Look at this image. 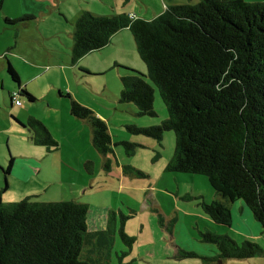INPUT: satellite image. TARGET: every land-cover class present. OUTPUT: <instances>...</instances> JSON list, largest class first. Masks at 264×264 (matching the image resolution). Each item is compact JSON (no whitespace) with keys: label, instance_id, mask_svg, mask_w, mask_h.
Returning a JSON list of instances; mask_svg holds the SVG:
<instances>
[{"label":"rangeland","instance_id":"rangeland-1","mask_svg":"<svg viewBox=\"0 0 264 264\" xmlns=\"http://www.w3.org/2000/svg\"><path fill=\"white\" fill-rule=\"evenodd\" d=\"M198 2L183 0L181 3L196 5ZM161 3L165 5L164 1ZM161 3L159 0H5L0 11V53L8 51L9 46L13 47L12 52L29 50L42 63L53 57L61 68L56 66L48 77L38 81L37 88L43 92L38 102L30 104L21 98L32 105L31 111L26 112L12 108L11 93L19 88L7 71L8 61L6 67H1L0 59L2 201L16 204L33 197L36 202L58 203L77 199L76 202L88 205L90 231L95 235H91L88 250L102 263L264 264V228L254 221L243 201L233 205L235 227L217 225L203 208L205 202L213 203L219 197L208 178L167 171L176 151L173 131L166 132L159 141L127 129L128 125L159 126L169 118L158 88L148 77V67L140 57L133 33L129 29L124 31L131 38H122L121 50L112 46L73 62L76 22L84 12L107 17L128 14L152 21L157 18L155 13ZM24 9L27 14L23 13ZM18 13L22 16L14 19ZM26 16H34L35 20L12 25L6 22V19L16 21ZM127 69L142 73L154 87L157 117L140 116L135 104L120 103L122 75L131 74ZM68 94L87 101L90 106H85L107 122L113 153L100 154L93 147L92 138L80 136L78 128L70 129L62 122L56 105L68 102L71 106ZM47 100L55 106H49ZM31 117L46 124L60 145L58 149L37 145L28 129L18 123H27ZM122 142L137 144L135 155L128 156ZM12 158L15 165L7 175L4 170ZM242 206L247 215L241 212ZM112 213L116 219L111 221L106 234ZM122 230L136 240L132 248L123 240ZM208 231L229 235L240 243L245 241L242 231L248 233L260 246V252L250 260H218V247L203 241L202 234ZM184 253H194L197 257L182 258Z\"/></svg>","mask_w":264,"mask_h":264},{"label":"trees","instance_id":"trees-1","mask_svg":"<svg viewBox=\"0 0 264 264\" xmlns=\"http://www.w3.org/2000/svg\"><path fill=\"white\" fill-rule=\"evenodd\" d=\"M32 20L34 16L6 22ZM124 29L133 33L148 77L169 115L159 126L128 125L127 129L159 141L166 132L175 133L176 151L167 171L208 178L219 197L213 203L205 202L203 208L215 224L232 228L233 205L243 201L254 221L264 228V3L200 0L196 5L169 6L152 21L127 14L96 16L87 11L76 22L73 62L103 50ZM127 70L131 74L122 75L120 103L135 104L140 116L157 117L154 87L142 73ZM7 71L19 88L11 93L12 107L23 106L21 98L35 103L37 99L22 88L9 60ZM66 96L71 114L90 125L95 150L104 156L113 153L107 122L71 95ZM18 123L28 129L37 145L49 150L60 147L42 121L30 118ZM122 145L128 156L135 155L137 144ZM14 165L12 158L4 172L10 175ZM1 195L0 264H108L89 253L90 238L95 235L90 231L88 205L76 201L41 203L33 197L4 204ZM112 214L106 234L116 219ZM121 234L132 248L136 240L124 230ZM202 238L218 247V260H250L260 252V246L248 238L240 243L211 231ZM181 257L197 256L184 253Z\"/></svg>","mask_w":264,"mask_h":264},{"label":"crops","instance_id":"crops-1","mask_svg":"<svg viewBox=\"0 0 264 264\" xmlns=\"http://www.w3.org/2000/svg\"><path fill=\"white\" fill-rule=\"evenodd\" d=\"M159 1H160V3L162 1H164L165 5L163 6L161 3L160 6H157L158 11H156V13H155L156 17L162 15L166 11L167 7H169V6L178 5L179 3L183 4V3H181V2H183V0H170V3H166V0H159ZM190 1L195 2V1H200V0H190ZM247 1L253 2V3H264V0H247ZM4 3H5V0L3 2V7L5 6ZM44 11H45V9H44ZM44 11H41L40 13L43 14ZM23 13L27 14V10L24 9ZM59 13H61V15L64 16V14L61 11H59ZM7 16H9V15H7ZM20 16H22V15L18 13L16 15H14L13 18L17 19V18H20ZM37 18H39V17L37 16ZM136 18H138V17H136ZM138 19H141V17ZM143 20H145V19H143ZM59 29L62 30L63 26ZM126 30H128V29H124L121 32H119L118 34H116L112 38L110 45L107 46L106 48H104V50L105 49L108 50L112 46H114V49L118 48L119 50H121L119 47L121 46L120 43L122 42V38L130 37L129 34H128V36H126V34H124V31H126ZM12 49H13V47L9 46L8 49H6L8 51H5V53H3V54L0 53V59H2L1 67H4V66L6 67L7 61L9 60L13 64V66L15 67V69L17 70V72L21 78L22 88L27 89L36 99L40 100L39 94H41V93L43 94V92H41V89L39 90L37 88V86L39 85V84H37L38 81L41 79V77H48V75L53 72V69H55L56 66L58 69L61 68V65L55 64L53 57L51 58V60H47L46 63L45 62L42 63V61L35 55L36 53H34L32 51L26 50V51H22V52H19V51H13L12 52ZM72 49H73V47H72ZM59 50H61V48H59ZM1 52H4V51H1ZM3 60H5V62H3ZM48 65H51V67H46ZM43 96L41 98L42 101L44 100ZM61 97H63V96L61 95ZM75 100H77L78 102H80L83 105L90 106L87 101H84L83 99H79L77 96H75ZM36 102H38V100ZM47 102H48L49 106H55V105H52L50 101L47 100ZM30 104L23 102V106H15L14 105L12 108H16V109L22 108V109H24L23 111L29 112V111H31V108H32V105H30ZM56 106H58V108H60L59 110L61 111L62 122L66 123L70 129L72 127L78 128L79 132H80V136L88 135L89 138H92V131H90V128H89L87 122H85V121L83 122V120L77 119L71 114V108H70L71 106H69L68 102H61L60 104H58ZM91 107H92V105H91ZM31 118H33V117H31ZM80 192H82V190H80ZM73 200L77 201V199H73ZM241 212L245 213V215H247L246 209L244 206L241 207ZM239 221H241V220H239ZM233 227H235V225H233ZM247 234L248 233H245L242 231L241 236H243L244 239L245 238L251 239L252 237L247 236Z\"/></svg>","mask_w":264,"mask_h":264},{"label":"built area","instance_id":"built-area-1","mask_svg":"<svg viewBox=\"0 0 264 264\" xmlns=\"http://www.w3.org/2000/svg\"><path fill=\"white\" fill-rule=\"evenodd\" d=\"M20 105V103H18Z\"/></svg>","mask_w":264,"mask_h":264}]
</instances>
